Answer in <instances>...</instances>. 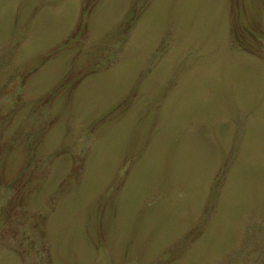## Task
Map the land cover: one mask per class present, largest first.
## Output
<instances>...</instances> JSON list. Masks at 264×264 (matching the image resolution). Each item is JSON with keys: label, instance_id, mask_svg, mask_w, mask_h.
<instances>
[{"label": "rangeland", "instance_id": "obj_1", "mask_svg": "<svg viewBox=\"0 0 264 264\" xmlns=\"http://www.w3.org/2000/svg\"><path fill=\"white\" fill-rule=\"evenodd\" d=\"M0 264H264V0H0Z\"/></svg>", "mask_w": 264, "mask_h": 264}]
</instances>
